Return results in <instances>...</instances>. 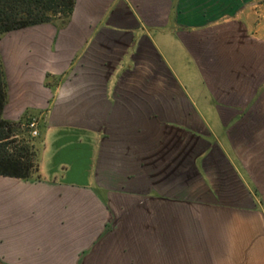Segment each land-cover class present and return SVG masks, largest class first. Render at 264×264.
I'll return each mask as SVG.
<instances>
[{"label": "crops", "instance_id": "crops-1", "mask_svg": "<svg viewBox=\"0 0 264 264\" xmlns=\"http://www.w3.org/2000/svg\"><path fill=\"white\" fill-rule=\"evenodd\" d=\"M0 52L41 122L0 264H264V0H76Z\"/></svg>", "mask_w": 264, "mask_h": 264}, {"label": "trees", "instance_id": "trees-1", "mask_svg": "<svg viewBox=\"0 0 264 264\" xmlns=\"http://www.w3.org/2000/svg\"><path fill=\"white\" fill-rule=\"evenodd\" d=\"M76 0H0V39L14 31L66 23L73 15ZM8 103V84L0 52V177L31 180L39 173V151L28 141L18 140L16 128L22 119H5Z\"/></svg>", "mask_w": 264, "mask_h": 264}, {"label": "rangeland", "instance_id": "rangeland-1", "mask_svg": "<svg viewBox=\"0 0 264 264\" xmlns=\"http://www.w3.org/2000/svg\"><path fill=\"white\" fill-rule=\"evenodd\" d=\"M54 23H61L60 20L55 21ZM5 117V116H4ZM6 119V118H5ZM23 121V125L16 128V136L18 138V140H24V141H28V143H30V145H34L35 147L40 143V126H41V122H39V119L35 116L29 115V114H25L22 118ZM8 120V119H6ZM35 120L37 123V128H38V136L37 137H32L30 134V130H29V123L31 121ZM9 121V120H8ZM19 121V120H18ZM15 121V122H18ZM14 122V121H11ZM3 188L1 190L0 193H3ZM3 215V211H0V217ZM74 219H77V215L75 214ZM187 264H195V262H187Z\"/></svg>", "mask_w": 264, "mask_h": 264}, {"label": "built area", "instance_id": "built-area-1", "mask_svg": "<svg viewBox=\"0 0 264 264\" xmlns=\"http://www.w3.org/2000/svg\"><path fill=\"white\" fill-rule=\"evenodd\" d=\"M29 130H30V134L32 137H37L39 134H38V128H37V123L35 120L31 121L29 123Z\"/></svg>", "mask_w": 264, "mask_h": 264}]
</instances>
